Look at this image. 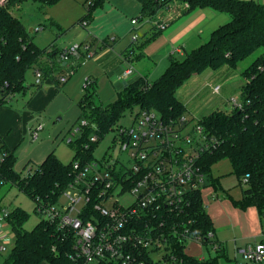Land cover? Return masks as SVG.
I'll return each instance as SVG.
<instances>
[{
	"label": "trees",
	"instance_id": "16d2710c",
	"mask_svg": "<svg viewBox=\"0 0 264 264\" xmlns=\"http://www.w3.org/2000/svg\"><path fill=\"white\" fill-rule=\"evenodd\" d=\"M40 1L51 4L57 0ZM97 1L100 3L104 0ZM139 1L142 4V17L150 20L159 9L176 0ZM178 1L187 2L190 8L212 7L227 12L230 20L216 28L206 42L188 51L183 58H172L156 80L149 82L144 77H138L118 91L117 98L109 104L95 101L97 86L89 76L90 83L85 85V93L79 101L81 114L67 132L71 138L68 142L74 149L69 162L62 161L52 151L33 171H18L15 154L0 136V148L8 151L0 162V172L7 181L34 200L40 196L55 202L61 189L74 176V161L79 160L86 165L96 159L95 147L114 131L126 112L132 113L137 107L156 109L165 117L179 118L185 114L186 108L177 91L193 75L224 66L237 68L241 61L261 50L242 71L245 78L242 105L216 109L199 118L206 132L218 138L217 145L203 153L199 164L204 173L203 186L213 185L217 188V182L211 176V166L218 159L229 158L243 190V200L236 201V205L240 208L256 205L260 215L264 214V3L255 0ZM13 2L15 0H8L0 5V107L8 106L14 95L25 91L30 69L40 67L43 81L51 77L56 84L59 83L57 77L61 70L58 60L61 48L53 44L41 48L35 43L21 19L11 12L9 4ZM93 6L92 1L88 12L79 19L83 26H87L84 21L89 23ZM154 22L153 28L161 30L163 22ZM82 120H86L87 124L83 125ZM93 135L98 136L96 142L91 140ZM245 178H248L247 182ZM189 196L190 213L198 228L205 235L209 231L215 233L202 190H192ZM29 218L30 213L23 207L12 209L10 221L14 241L10 253L1 264H73V236L58 228L55 222L44 218L28 230L25 224ZM209 241L204 239V245H208ZM177 252L183 259L179 264H218L219 256L228 258L221 241L219 254L204 260L184 252L183 244H177Z\"/></svg>",
	"mask_w": 264,
	"mask_h": 264
},
{
	"label": "built area",
	"instance_id": "2783aa9c",
	"mask_svg": "<svg viewBox=\"0 0 264 264\" xmlns=\"http://www.w3.org/2000/svg\"><path fill=\"white\" fill-rule=\"evenodd\" d=\"M7 2L0 0V5ZM138 21L139 18L132 19L133 23ZM165 27L163 23L162 29ZM138 37L133 34V41ZM93 55L85 42L62 47L58 60L63 71L58 81L66 82L78 64ZM129 59L130 56L123 77L134 72ZM34 72L36 84L42 85L43 71L36 67ZM89 83L88 77L86 84ZM220 89V85L213 87L215 92ZM229 102L232 107L242 105L235 96ZM82 124L87 121L82 120ZM41 128L39 125L33 130L34 138ZM114 131L113 147L118 146L123 157H116L112 151L86 165L76 160L74 176L55 202L40 196L35 199L37 213L47 215L46 219L73 236V264H179L183 259L177 244H183L187 253L189 242L202 246L204 239H210L206 246L218 252L220 241L216 233L209 231L205 235L196 225L189 196V192L199 188L203 194L204 173L199 159L217 145L218 138L208 134L199 119L187 118L185 114L168 118L147 108H138L129 125L118 124ZM91 140L96 142L98 136L93 135ZM7 154L0 148V162ZM6 182L9 181L0 172V184ZM62 197L69 198V203L64 205ZM80 202L84 206L77 209ZM11 211L0 206V251L14 241ZM238 255L245 262L264 264V241L237 246ZM233 264L243 263L236 259Z\"/></svg>",
	"mask_w": 264,
	"mask_h": 264
},
{
	"label": "rangeland",
	"instance_id": "374dc122",
	"mask_svg": "<svg viewBox=\"0 0 264 264\" xmlns=\"http://www.w3.org/2000/svg\"><path fill=\"white\" fill-rule=\"evenodd\" d=\"M92 1L94 3V6L90 10V18L92 19L89 20V24L87 26H83L78 21L88 12V7H90ZM255 1L264 3V0ZM109 2L110 1L108 0H104L100 3H98L97 0H57L54 3L46 4L40 0H15V2L9 4V6L11 12L15 16L19 17L26 26L27 30L29 31V37L41 48H46L51 44L56 47H64L76 42H85L77 41L79 40L78 38H88V40L91 41L92 36H90V25L92 24L96 26L101 32L100 36L98 35L100 41L102 40V37H106L111 34L112 27H117L119 29V36L121 37L122 32H125L129 25L132 26V19L139 16V13H136V11L131 9H122L121 7L112 8L109 6ZM142 21L143 19L139 20L134 26L138 27ZM76 26L82 27L81 29L83 32L78 33L75 30ZM31 28H33V30H31ZM128 33H130V38L133 37L134 33L132 34V32L127 31V34ZM87 35L88 37H86ZM260 51L261 50L253 53L241 61L236 71L242 72L252 63ZM80 68L76 73H74L72 78L76 77V74L80 71ZM34 70L35 68H32L27 73L26 85L28 88L26 93L21 92L14 95L11 100H9V105L7 107L14 106L19 110H22L24 107H26L25 103L27 98L31 95V93L35 92L39 86L36 84ZM217 72L220 73V70H217ZM95 75L100 76L99 73H96ZM203 76L201 75L200 78L202 81L199 84V89L202 91L201 94L193 95L191 91L196 85L193 84L194 87L191 90L190 87L187 86L190 82H187L186 85L181 86L177 91V96L181 99L184 98V104L186 108L185 115L187 118L199 119L200 117L207 115L218 108L215 106L219 102L220 93H215L212 90L214 87L213 83L215 81L212 80L210 83V80H208L210 77L204 79L205 76ZM106 79L107 76H104V78L98 82V93L95 95L94 99L99 104H109L117 98L115 88L112 86L110 81L109 84H107V82L105 83ZM194 82L195 81L191 83ZM191 83L189 85H191ZM85 84L86 77H84L82 88H84ZM232 86L228 90L229 92H227V95H234L241 98L242 85H234V89H232ZM227 106L225 105L224 108L230 109L232 107L230 102ZM137 110L138 108H135L133 113L126 112V115L121 119L119 124L129 125L133 120L134 114L137 112ZM42 118L43 116H37V119L39 120L36 121L35 119L33 121L34 124L32 123V125L29 127L30 129L28 133L24 134L25 139L16 151V167H20L21 159L25 157L35 142L50 136L54 141L57 140L58 142V144H56V153L61 158V160L64 162H69L72 159L74 149L68 142L70 135L65 132L66 134L59 133V138L54 136V130L57 128V126L64 124L67 117H65L63 113H59L56 116L46 119ZM39 125H42L43 128L39 130V138L36 140L33 138V129L39 127ZM116 132L117 131H112L107 134V136L95 147L94 154L97 158L103 157L107 152L112 153V151L116 157L118 155L123 157V155L119 153V147H113V137ZM65 135L67 136L65 137ZM39 163V161H31L29 165L25 167L26 169H24V172L27 173L29 170L33 171L38 167ZM211 176L215 178L217 182V188L213 185L203 188V197L205 198L207 205L206 210L212 221L214 222L215 220L218 236L222 240L228 242L229 256L231 257L230 260L226 256H221V258L219 256L218 264H233L236 261L235 254L237 248H235L234 245L244 244L247 241L254 239L255 235H261V233H263L264 214L260 215L259 209L256 205H250L246 208H240L236 205V201L243 200V190L239 184L236 174L234 173L233 166L229 158L225 157L216 160L211 166ZM227 193L229 196H225ZM222 194L224 197L220 199ZM61 201L64 205H66L69 203L70 199L67 197H62ZM124 201H127V199H124ZM0 206L1 208H7L9 210L15 208L16 206H21L26 209L30 213V218L25 224V228L28 230L32 229L41 219L47 218V215L35 212V200L11 182L0 184ZM83 206L84 202H80L77 204V209H82ZM12 245H7L4 250L0 251V263H2L5 257L8 256ZM187 247V253L196 257L204 255L207 259L210 257H215L219 254V252L213 251L211 246H201L198 243L192 241L187 244ZM237 260L243 264H252L245 262L241 255L237 256Z\"/></svg>",
	"mask_w": 264,
	"mask_h": 264
},
{
	"label": "crops",
	"instance_id": "0c3cea01",
	"mask_svg": "<svg viewBox=\"0 0 264 264\" xmlns=\"http://www.w3.org/2000/svg\"><path fill=\"white\" fill-rule=\"evenodd\" d=\"M108 1H110L109 6L112 8L121 7L122 9L136 11V13H139V16L136 18H139V20L143 19L142 23L137 27L134 26L136 23L131 22L132 26L129 25L127 30L122 32L121 37L119 36V29L117 27H112L111 34L106 36L107 38L102 37L101 41L99 39L101 34L100 30L93 24L90 25V36H92V40L90 41L88 38H78L79 40L77 41H85V43H88L94 55L92 58L78 64L74 73H76L81 66L82 67L75 78H72L73 74L66 82H59V85L53 82L51 77L46 78L44 83L38 86L37 90L31 93L27 98L25 103L26 107L22 110L16 109L14 106L0 107V135L4 138L8 147L13 151L16 159V151L25 139L24 134L28 133L29 127L32 123L34 124L33 121L35 119L36 121L39 120L37 116H43V118L46 119L63 113V115L67 117L66 122L61 126H57L54 130V136L59 138V133L64 134L68 132L81 114L79 101L85 93V85L84 88H82L84 77L87 79L91 76L98 89V82L101 81L104 76H107L105 83L107 82V84H109L110 81L116 90V94L138 77H144L149 82H153L166 70L172 58H183L188 51L206 42L216 28L230 20V15L227 12L212 7L190 8L187 2H179L178 0L159 9L154 18L149 20L147 17H142V4L139 0ZM91 19L92 18L89 16V20ZM155 20L166 23V27L161 30L155 27L153 28ZM81 28L82 27L76 26L75 30L81 33L83 32ZM155 30L158 31L155 32ZM127 31L132 32V34L136 33L139 36L138 39L133 41V38L129 37L130 33L127 34ZM112 36L116 38L114 40H108ZM86 37H88V35ZM128 56L131 57L129 60L134 66V72L129 77H123L122 73L128 61ZM237 68L224 66L218 69L220 73H218L217 70H207L195 74L187 81L190 83L193 81L195 82L191 83V85H189V83L187 86L192 90L194 87L193 84H195L196 86L191 92L193 95L201 94L202 91L199 89V84L202 81L200 78L201 75L205 76L204 79L210 77L208 79L210 83L214 80V86H221L220 92H215L212 89L215 93H220L219 102L215 107H218L217 109H227L224 108L225 105L227 106L231 96H234H228V90L232 85V89H234V85L241 84L243 86L245 80L244 76H242L243 74L241 75L242 72L236 71ZM62 71L63 68H61L60 72ZM96 73H99L100 76L95 75ZM187 82L184 85H186ZM27 88L28 87H26L24 93H26ZM181 100L184 102V98ZM66 136L67 135H65V137ZM38 138L39 134L38 137L34 139L38 140ZM56 144H58L57 140L54 141L51 136L35 142L25 157L21 159L20 167H16L15 165L16 169L18 171H24V169H26L25 167L29 165L31 161H39L41 163L52 151L57 155ZM225 196H229V194L227 193ZM222 197H224L223 194L220 199H222ZM204 203L207 207L205 198ZM213 223L216 238L221 241L223 245H226L228 259L231 260L228 242L222 240L218 236L215 220ZM254 241H264V231L261 235H255L254 239L244 244H235L234 246L236 248L237 246ZM235 258L237 259L236 254ZM40 264L48 263L42 262Z\"/></svg>",
	"mask_w": 264,
	"mask_h": 264
},
{
	"label": "water",
	"instance_id": "95a60500",
	"mask_svg": "<svg viewBox=\"0 0 264 264\" xmlns=\"http://www.w3.org/2000/svg\"><path fill=\"white\" fill-rule=\"evenodd\" d=\"M31 30H33V28H31Z\"/></svg>",
	"mask_w": 264,
	"mask_h": 264
}]
</instances>
